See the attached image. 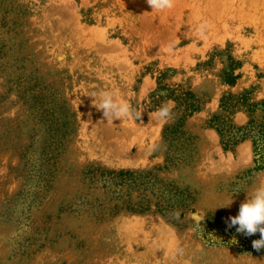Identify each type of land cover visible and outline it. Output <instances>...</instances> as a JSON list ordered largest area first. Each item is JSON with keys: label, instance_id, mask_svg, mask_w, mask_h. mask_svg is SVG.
<instances>
[{"label": "rangeland", "instance_id": "374dc122", "mask_svg": "<svg viewBox=\"0 0 264 264\" xmlns=\"http://www.w3.org/2000/svg\"><path fill=\"white\" fill-rule=\"evenodd\" d=\"M262 102L264 0H0V264H264L198 236L264 183L239 138Z\"/></svg>", "mask_w": 264, "mask_h": 264}, {"label": "clouds", "instance_id": "9594fccd", "mask_svg": "<svg viewBox=\"0 0 264 264\" xmlns=\"http://www.w3.org/2000/svg\"><path fill=\"white\" fill-rule=\"evenodd\" d=\"M149 8L156 11H164L174 7V0H146ZM98 107L102 112L105 120H133L137 121L141 118L142 112L138 111L127 100H116L113 94L109 91H102L98 94ZM173 101H168L154 113L155 118L167 123L173 118L172 107ZM232 200L223 207H229ZM230 223L228 227H236L237 233L245 236H252L257 233L260 239L252 241V247L256 251L264 248V183L254 186L247 193L246 199L239 207L238 215L228 218ZM235 243L236 241L233 240Z\"/></svg>", "mask_w": 264, "mask_h": 264}, {"label": "trees", "instance_id": "16d2710c", "mask_svg": "<svg viewBox=\"0 0 264 264\" xmlns=\"http://www.w3.org/2000/svg\"><path fill=\"white\" fill-rule=\"evenodd\" d=\"M242 130L243 133L239 138H249L252 143L253 169L255 171H264V102L260 106V115L257 118L252 115ZM108 175L109 179L107 181L113 184L142 185L140 178L133 173L119 172L118 174L109 173ZM169 204V201H162V204L158 205V207L161 208V211L169 210L167 209L170 206ZM228 223L230 222L223 221L220 218H209L199 226L198 236L208 244L221 246L235 244L240 251L245 253H259L264 251V248L256 251L252 247V241L260 239L259 233L252 236H245L237 233L236 227L229 228Z\"/></svg>", "mask_w": 264, "mask_h": 264}]
</instances>
